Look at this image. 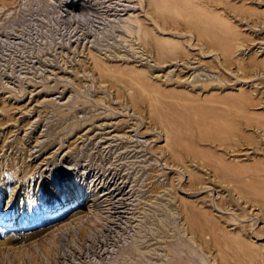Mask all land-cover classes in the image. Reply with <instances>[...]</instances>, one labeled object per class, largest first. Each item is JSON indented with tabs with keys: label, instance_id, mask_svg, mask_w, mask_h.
Returning <instances> with one entry per match:
<instances>
[{
	"label": "rangeland",
	"instance_id": "1",
	"mask_svg": "<svg viewBox=\"0 0 264 264\" xmlns=\"http://www.w3.org/2000/svg\"><path fill=\"white\" fill-rule=\"evenodd\" d=\"M0 264H264V0H0Z\"/></svg>",
	"mask_w": 264,
	"mask_h": 264
},
{
	"label": "bare ground",
	"instance_id": "2",
	"mask_svg": "<svg viewBox=\"0 0 264 264\" xmlns=\"http://www.w3.org/2000/svg\"><path fill=\"white\" fill-rule=\"evenodd\" d=\"M126 15L127 16H120L119 17V21L121 22V24H122V26L124 27V29L128 32V33H130V34H126V35H133V36H136V32H137V19L133 16V14L132 13H130V14H127L126 13ZM148 20V19H147ZM138 21H140V20H138ZM144 23V22H143ZM142 25V24H141ZM122 26H121V28H122ZM122 30V29H121ZM124 34V33H123ZM133 38V37H132ZM134 39V38H133ZM128 40V39H127ZM130 40H132V39H130ZM127 42V41H126ZM135 42V41H134ZM151 42V41H150ZM129 43V42H128ZM132 44V43H131ZM141 52V51H140ZM143 53V52H142ZM146 53V52H145ZM144 54V53H143ZM113 55V54H112ZM125 55V54H124ZM117 56V55H116ZM119 56V55H118ZM144 56V55H143ZM124 57V56H123ZM127 57V56H126ZM120 58H122V57H120ZM149 58V57H148ZM142 60V59H141ZM198 69H200V68H198ZM198 69H197V72H198ZM171 72H172V70H171ZM170 72V73H171ZM196 72V70L193 72V73H195ZM196 74V73H195ZM194 74V75H195ZM197 75H198V73H197ZM195 77V76H194ZM198 77V76H197ZM192 180H197V178H195V177H192ZM203 187H206V186H202L201 188H203ZM104 189H106V188H104ZM160 189H161V187H160ZM110 190V189H109ZM169 190V188L168 187H162V189L160 190V192H167ZM110 191H108V190H106V191H104V192H102L103 194H102V196H104V195H107L108 193H109ZM164 194V193H163ZM169 195H170V192L168 193ZM167 194V195H168ZM166 195V194H165ZM170 199H172L173 198V196L172 195H170ZM110 198H112V197H110ZM91 204V203H90Z\"/></svg>",
	"mask_w": 264,
	"mask_h": 264
}]
</instances>
